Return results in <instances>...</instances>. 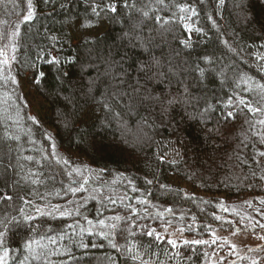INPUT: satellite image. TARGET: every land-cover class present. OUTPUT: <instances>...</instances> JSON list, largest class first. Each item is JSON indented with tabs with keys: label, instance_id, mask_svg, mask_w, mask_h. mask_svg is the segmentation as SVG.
<instances>
[{
	"label": "trees",
	"instance_id": "trees-1",
	"mask_svg": "<svg viewBox=\"0 0 264 264\" xmlns=\"http://www.w3.org/2000/svg\"><path fill=\"white\" fill-rule=\"evenodd\" d=\"M32 3L36 15L20 25L11 67L16 80L30 74L47 121L29 119L17 88L10 97L0 77L7 264H264V255L224 257L211 237L263 224L264 0ZM26 11L27 0H0V31H13ZM74 26L103 30L77 40ZM169 225L209 241L173 247L147 235ZM41 237L56 243L35 261L25 245Z\"/></svg>",
	"mask_w": 264,
	"mask_h": 264
},
{
	"label": "snow or ice",
	"instance_id": "snow-or-ice-1",
	"mask_svg": "<svg viewBox=\"0 0 264 264\" xmlns=\"http://www.w3.org/2000/svg\"><path fill=\"white\" fill-rule=\"evenodd\" d=\"M164 0H158V3L160 4H163ZM221 3H223V0H220ZM131 7H135L134 5H132ZM179 10L181 12H186V11H190L191 12V15L192 16H195L196 15V11L195 9H189L187 5H181L179 6ZM93 13L96 14V15H99V13L97 12V9L95 7H93L92 9ZM110 11L112 12H115L116 11V8L115 7H111L110 8ZM35 9H34V6H33V3H32V0H27V11L25 14L22 15V20L19 21L18 23L15 24V27H14V30L11 31V32H7V31H0V40H7L8 42V45L7 47H10L11 48V51L13 53L16 52L17 50V38L21 35V23H28L30 21H32L34 18H35ZM142 15L144 17H147L148 16V12H143ZM187 17H184L182 16L181 17V20H184L186 19ZM157 19H159V17H157ZM209 19H212L211 17H209ZM139 23H142V21H139L137 22L136 24H134V27H138L139 26ZM184 27L188 30H193L192 29V26L189 25V24H185ZM195 31L199 32L201 31V29L199 28H196L194 29ZM186 46H190V45H187ZM7 47L5 48H0V57H2L3 59H0V68L3 67V65H7L10 63V60H9V57H8V54H7ZM16 57L15 55H13L11 57V60H15ZM204 59L208 62H211V58L210 57H204ZM261 59H264V57H261ZM53 62H55V60H53ZM201 75H203L204 73V69H200L199 70ZM41 76H43L44 74L43 73H40ZM7 79L12 83V84H16L17 83V80L14 76L11 75V73L8 74L7 76ZM39 82V81H37ZM243 82H247V80H244ZM90 84H94L93 81H90ZM262 90H264V85H261L259 86ZM91 87L89 88V91H91ZM169 103H172V101H169ZM229 103H232L231 100H229ZM239 104L241 105H245V107L248 109V111L250 112H260L262 111L261 109H258V108H253L250 104H245V101L243 99H240L238 101ZM227 116L229 118H233L234 116V113L232 111H229L227 113ZM16 118H17V122L19 121V110L17 109L16 110ZM8 119H12L11 116L8 117ZM29 119L33 120V122L35 123L36 120L34 117H29ZM72 123V120H69V119H66L65 120V126H70ZM259 124L261 125H264V119L262 120H259L258 121ZM28 132L30 133L31 132V129H28ZM11 139H15V140H19V136H12L10 137ZM49 139H51V137L49 136ZM52 148H53V152L55 151V145L53 144L52 145ZM260 155L264 156V153H260ZM27 159H32V157H28ZM58 163L60 161H57ZM64 164H67L68 161L67 160H64L63 161ZM74 172H79V169H73ZM88 177H85V181H87ZM36 181H33V183H35ZM148 183H151V181H148ZM84 187L83 184L80 185L79 188H70L69 190L71 192H77V191H80L82 188ZM6 199H11V197H6ZM141 203H147V201H140ZM131 207V206H129ZM133 211H135V209H132ZM167 211L171 212V209H167ZM45 215H47V213H43ZM71 213H65V212H61V215H70ZM157 215L159 216H163V213H158ZM217 220H220L221 217L219 216H216L215 217ZM26 220H31L33 219L32 217L30 216H26L25 217ZM113 220H121L122 217L120 216H114L112 217ZM89 223L91 224V221H89ZM0 224H3V227L5 229V231H0V264H7V257L9 255V249L8 247H6V234H7V230H8V223L4 222V221H0ZM99 224L101 225H104L105 224V221L104 220H100L99 221ZM113 228L116 227L115 224L112 225ZM253 227H256V225H253ZM259 227L261 229H264V224H260ZM165 231H167V227H165ZM155 234V238L157 240H161V239H167V243L173 247L176 246V243L177 241L175 239H171V238H166V237H161L158 233H156V230L155 229H152V230H149L147 232V235L148 236H153ZM100 235H104V236H107L106 233L104 232H101ZM45 237H41V239L39 240H30L29 242L26 243L25 247L29 253V256L35 260V261H42V260H47L48 256L50 255V253L47 251L48 249V245L49 244H55L56 243V240L54 238H51V237H48V244H45L43 241H44ZM260 239L264 240V236H261ZM185 244L187 243H192V244H203V243H207V241H204V240H193V241H184ZM110 244L113 248H116L117 245L115 243H112L110 241ZM81 247H87V245H84L81 243L80 245ZM233 248H235V245H232ZM127 251L129 253H132L133 252V247H129L127 249ZM251 251V250H250ZM179 254V253H177ZM27 259V257H26ZM132 259L133 260H138L140 259L139 257V254H133L132 255ZM251 264H259V262L256 260V259H253L251 261Z\"/></svg>",
	"mask_w": 264,
	"mask_h": 264
},
{
	"label": "rangeland",
	"instance_id": "rangeland-1",
	"mask_svg": "<svg viewBox=\"0 0 264 264\" xmlns=\"http://www.w3.org/2000/svg\"><path fill=\"white\" fill-rule=\"evenodd\" d=\"M102 30L103 28H100L98 30L96 29V30H89V31L83 32V31H80L77 26H74L72 29V34H73V37L78 40L80 37H82V35H94V34L101 32ZM7 45H8L7 41L6 42L0 41V48H5L7 47ZM7 54H8L10 63L7 65H3V67L0 68V77L3 79H7V76L9 73H11V75L13 76V70L11 67L12 52H11L10 47H7ZM0 59H3V58L0 57ZM5 83H7L6 85V89L8 91L7 95H9L10 97H12L10 95L11 90L17 88L16 91L19 92L18 94H20L22 102L24 106L27 108V113L29 117H34L37 123H40V124L46 123L47 121L46 108L42 105V103L38 102V99L34 98V94L31 91L32 77L30 76V74H25L23 78L18 79L17 85L12 84L10 81H6ZM79 172H80V169H79ZM79 176L80 174L79 175L75 174V177H79ZM261 217L263 219H259L260 221L258 223L264 224V215H262ZM165 227H167V231H165ZM157 232L161 237L175 239L177 241L176 243L177 245L183 244L184 241L197 240L194 237L187 236L185 232L183 231V229H181L178 226H171V225L162 226L159 229H157ZM261 236H264V229L257 230V231L246 230V229L243 231L241 230L240 231L239 230L238 231H225V232L213 231L211 233L212 239L213 238L216 239L217 245L220 248L222 249L227 248V249L222 250L225 253L224 257L226 256L238 257L241 255H249V256L257 257V256L264 255V240L260 239ZM163 240L167 241V239H163ZM207 241H209V239ZM232 245H235V248H233ZM219 257L220 256H213L210 258L212 261H214V259H219Z\"/></svg>",
	"mask_w": 264,
	"mask_h": 264
}]
</instances>
